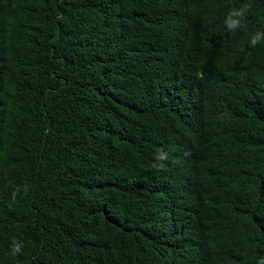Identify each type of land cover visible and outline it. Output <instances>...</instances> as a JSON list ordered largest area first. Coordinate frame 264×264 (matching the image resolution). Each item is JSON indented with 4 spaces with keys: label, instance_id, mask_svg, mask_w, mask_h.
<instances>
[{
    "label": "trees",
    "instance_id": "trees-1",
    "mask_svg": "<svg viewBox=\"0 0 264 264\" xmlns=\"http://www.w3.org/2000/svg\"><path fill=\"white\" fill-rule=\"evenodd\" d=\"M257 32L264 0H0V264L264 259Z\"/></svg>",
    "mask_w": 264,
    "mask_h": 264
},
{
    "label": "clouds",
    "instance_id": "clouds-1",
    "mask_svg": "<svg viewBox=\"0 0 264 264\" xmlns=\"http://www.w3.org/2000/svg\"><path fill=\"white\" fill-rule=\"evenodd\" d=\"M243 16H244V12L242 10L233 9L229 11L224 18V25L226 29L229 32H235L236 30L242 28L243 27ZM261 42H264V33H261V32L254 33L249 40V44L252 47L257 46ZM155 158L157 161H160V162L168 161L169 154L165 151H160L156 155ZM243 230L244 228L239 230L238 233H240L242 238L246 239L243 235ZM235 243H236V246L238 247V251H237L238 261L236 262V264H243L245 260L252 261V264H264V259L263 258L260 259L259 258L260 255L256 251L240 246L238 242L236 241V239H235ZM261 243L264 245V241ZM21 250H22L21 243L13 240L10 246V254L13 257H15L18 254H20Z\"/></svg>",
    "mask_w": 264,
    "mask_h": 264
}]
</instances>
